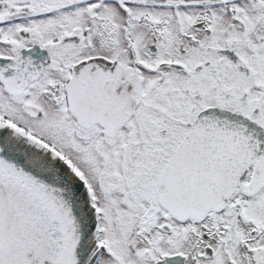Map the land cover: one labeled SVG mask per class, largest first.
<instances>
[{
    "label": "snow or ice",
    "instance_id": "obj_1",
    "mask_svg": "<svg viewBox=\"0 0 264 264\" xmlns=\"http://www.w3.org/2000/svg\"><path fill=\"white\" fill-rule=\"evenodd\" d=\"M0 264H264V0H0Z\"/></svg>",
    "mask_w": 264,
    "mask_h": 264
}]
</instances>
